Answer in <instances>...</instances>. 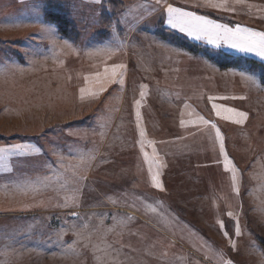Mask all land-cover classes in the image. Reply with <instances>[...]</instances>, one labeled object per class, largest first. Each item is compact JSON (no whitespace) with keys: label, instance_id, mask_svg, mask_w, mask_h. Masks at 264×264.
<instances>
[{"label":"rangeland","instance_id":"374dc122","mask_svg":"<svg viewBox=\"0 0 264 264\" xmlns=\"http://www.w3.org/2000/svg\"><path fill=\"white\" fill-rule=\"evenodd\" d=\"M169 5L264 33V0H0V264H264V82L226 63L264 57Z\"/></svg>","mask_w":264,"mask_h":264},{"label":"snow or ice","instance_id":"6c2138e0","mask_svg":"<svg viewBox=\"0 0 264 264\" xmlns=\"http://www.w3.org/2000/svg\"><path fill=\"white\" fill-rule=\"evenodd\" d=\"M167 23L173 28H179L181 31L187 32L189 35L199 39L201 35H208L209 42L216 44L218 41L212 39L211 35L218 29H223L224 42L232 48L241 51L256 52L259 56L264 57V33H248L242 35V31L247 33V30H242L237 27L235 30L228 28L225 25L216 24L208 20L206 17L197 16L192 12L184 11L181 8L167 7ZM242 116L246 115L241 113ZM13 147L21 148L23 145H15Z\"/></svg>","mask_w":264,"mask_h":264},{"label":"trees","instance_id":"16d2710c","mask_svg":"<svg viewBox=\"0 0 264 264\" xmlns=\"http://www.w3.org/2000/svg\"><path fill=\"white\" fill-rule=\"evenodd\" d=\"M205 13L207 15H210V16L215 17V18L226 19L222 15H217V14L211 13L209 11H205ZM51 15L56 20V22L58 23L61 31L62 32H66L67 22L69 21L68 17L65 16L64 14H61L60 12H57V11L56 12H52ZM170 33L173 36L177 35L176 33H173V32H170ZM177 37H179V36H177ZM179 39H180L181 44H183L184 46H189V44L191 45L190 41L187 40L186 38L179 37ZM189 47L192 48V46H189ZM203 50H205L204 47H203ZM226 60H227L226 63H228L230 65H239V66L246 67L249 70H258L260 72L261 79L264 82V65L259 63L254 58H252V57H243V56H233V57H231L229 59H226ZM216 61L219 62L220 64L221 63H225V62H222L224 60L222 58H219V57L216 58Z\"/></svg>","mask_w":264,"mask_h":264},{"label":"crops","instance_id":"0c3cea01","mask_svg":"<svg viewBox=\"0 0 264 264\" xmlns=\"http://www.w3.org/2000/svg\"><path fill=\"white\" fill-rule=\"evenodd\" d=\"M214 1H217V0H214Z\"/></svg>","mask_w":264,"mask_h":264}]
</instances>
